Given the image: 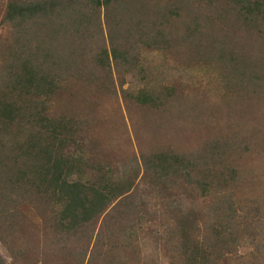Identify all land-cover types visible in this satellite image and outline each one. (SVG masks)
<instances>
[{"label":"trees","instance_id":"trees-1","mask_svg":"<svg viewBox=\"0 0 264 264\" xmlns=\"http://www.w3.org/2000/svg\"><path fill=\"white\" fill-rule=\"evenodd\" d=\"M148 2L169 6L166 0ZM213 2L210 0L209 4ZM7 3L5 21L17 27L18 40L32 50L21 52L11 47L0 81V242L14 263L31 252L30 238H42L45 242L49 228L53 244L61 241L68 248V258L76 257L77 264H98L97 260L100 264H134L139 254L135 248L145 240H152L157 246L162 244L165 252L169 246L177 264H264L259 252L244 256L235 253L244 241L255 237L261 208L254 207L258 202L256 196L253 200L243 195L241 155H234L233 141L227 145L220 140L214 146L209 144L210 153L206 155H187L167 145L132 149L123 154H117L115 149L102 150L100 142L98 146L80 148L75 145L74 136L82 119L55 111L54 97L66 90L63 73L72 69H60V59L55 60L48 48L40 45L44 36H35V30L25 27L37 19L48 21L58 13V18H68L71 23L66 24H75L73 28L77 30L80 23L75 18L78 19L81 8L99 11L112 6L117 13L135 3ZM222 4L226 8L218 12L223 19L228 9L235 13L233 20L228 21L239 35L235 42L241 40L249 56L252 49H259L260 63H264V0H224ZM204 9L200 0H178L162 17L166 22L168 16L179 20L178 25L186 23L189 14L199 17L200 23L216 19L204 13ZM200 23L188 26L191 33L203 36L216 30L202 28ZM69 33L76 37L75 32ZM253 36L258 41L255 38L251 42ZM103 54L104 59H100V53L98 56L100 66L110 59L106 50ZM112 56L114 60L126 58L114 50ZM164 90L173 91L170 87ZM128 94L137 105L150 109H160L171 99L164 91L148 88ZM236 110L244 112L243 107ZM256 113L264 115V110L256 109ZM229 116L227 129L241 126L242 121L249 119ZM95 147L99 154L91 152ZM118 156H122L120 160ZM236 191L241 195L235 204L229 196ZM198 198L204 199L207 208L195 207L194 200ZM25 202L40 211L44 223L41 228L30 227L24 233L28 241L21 235L29 227V223L23 227L27 218L19 208ZM73 244L78 245L77 250ZM0 264H8L1 254Z\"/></svg>","mask_w":264,"mask_h":264},{"label":"rangeland","instance_id":"rangeland-1","mask_svg":"<svg viewBox=\"0 0 264 264\" xmlns=\"http://www.w3.org/2000/svg\"><path fill=\"white\" fill-rule=\"evenodd\" d=\"M8 1L0 0V81L4 59L11 47L21 52L32 51L18 40L17 27L5 21ZM125 1L135 4L117 13L112 6L113 9L99 11L81 8L78 19L75 18L80 23L77 30L73 28L75 24H66V21L71 23L68 18H58V13L48 21L37 19L25 27V30H35V36H44L40 45L48 48L55 60L60 59L57 64L60 69H72L63 73L66 90L54 97L57 99L54 110L82 119V124L75 127L74 136L75 145L80 148L85 145L88 149L100 142L102 150L115 149L117 154H123L132 149L167 145L187 155H206L210 153L209 144L214 146L220 140L227 145L233 141L234 155L239 152L241 155L243 195L253 200L256 196L258 202L254 207L261 208L255 237L244 241L235 253L244 256L259 252L264 258V220L261 224L264 219V115L256 113V109L264 110V63H260L259 49L256 52L252 49L249 56L241 40L235 42L239 35L228 23L235 13L228 9L223 19L218 12L225 7L224 0H211L212 4L210 0H200L204 13L216 19H207L202 24L199 17L189 14L186 23L181 25L170 16L167 22L162 17L178 0H166L167 8L153 6L150 0ZM191 1L196 0H186ZM197 23L202 28L216 30L203 36L194 35L188 26ZM72 31L76 37L69 33ZM20 36L27 41L24 35ZM256 37H251V42ZM105 50L110 59L105 66H100L98 56L100 53V59H104ZM112 50L126 58L114 60ZM165 87L173 91L168 93ZM141 88L164 91L171 99L160 109L139 106L131 100L128 91ZM240 107L244 108L243 113L236 110ZM229 115L249 119L242 121L241 126L227 129ZM92 151L99 154L98 147ZM138 162L142 164L140 157ZM240 195L236 191L229 197L236 204ZM203 201V198L195 199V207L207 208ZM19 208L27 218L23 227L29 223L21 232L28 241L24 233L30 227L41 228L44 223L40 211L28 202ZM46 232L45 242L42 238L40 241L30 238L31 252L18 263H14L0 242L2 258L8 264H77L76 257L68 258L69 252L65 253L68 248L61 241L53 244L54 236L49 228ZM73 245L77 250L78 245ZM167 248L165 252L162 244L157 246L152 240H145L135 248L139 254L134 264H177L172 259L173 249Z\"/></svg>","mask_w":264,"mask_h":264}]
</instances>
